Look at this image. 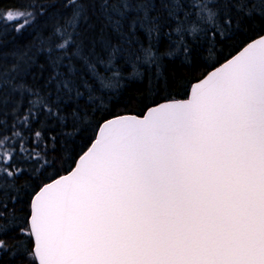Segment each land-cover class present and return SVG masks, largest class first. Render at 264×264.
Instances as JSON below:
<instances>
[{
  "label": "snow or ice",
  "instance_id": "obj_1",
  "mask_svg": "<svg viewBox=\"0 0 264 264\" xmlns=\"http://www.w3.org/2000/svg\"><path fill=\"white\" fill-rule=\"evenodd\" d=\"M128 7L119 0L113 11L122 16ZM168 7L171 15L180 5L168 0ZM197 7L199 23L193 21L190 32L203 31L200 24L220 27L217 10L207 2ZM22 18L17 31L32 22V13L0 16ZM78 20L74 14L56 30L64 53L57 67L67 57L53 87L61 99L80 95L84 77L77 76L74 58L111 86L97 70L104 63L97 54L68 51ZM144 52L153 56L150 48ZM37 104L52 112L36 94L30 116ZM22 177L25 170L0 143V184ZM10 230V222L0 223V233ZM27 231L34 236L28 255L38 264H264V38L199 82L189 100L158 105L143 119L105 122L78 166L33 197ZM5 250L10 246L0 239Z\"/></svg>",
  "mask_w": 264,
  "mask_h": 264
},
{
  "label": "trees",
  "instance_id": "obj_2",
  "mask_svg": "<svg viewBox=\"0 0 264 264\" xmlns=\"http://www.w3.org/2000/svg\"><path fill=\"white\" fill-rule=\"evenodd\" d=\"M118 2L107 0L105 7V0H0V16L8 10L32 13V22L21 31L16 28L23 18L0 19V97L7 98L6 106L0 105V143L25 170V177L0 184V212L7 215L0 223H11L10 231L0 233L10 246L0 252V264H37L28 255L33 246L27 231L31 198L74 166L104 120L141 115L161 101L187 97L193 82L264 34V0H176L180 7L171 9V15L168 0H126L129 7L122 16L113 11ZM200 2L217 10L220 27L200 24L203 31L194 34L188 29L193 21L199 23ZM74 14L79 20L69 30L73 43L68 51L80 47L97 54L104 61L97 70L111 86H102L74 58L77 76L84 77L80 95L61 99L53 87L55 74L66 72L67 57L57 67V57L64 53L56 47L63 39L56 30ZM149 48L153 56L146 58L144 49ZM36 94L51 113L37 104L29 115Z\"/></svg>",
  "mask_w": 264,
  "mask_h": 264
},
{
  "label": "water",
  "instance_id": "obj_3",
  "mask_svg": "<svg viewBox=\"0 0 264 264\" xmlns=\"http://www.w3.org/2000/svg\"><path fill=\"white\" fill-rule=\"evenodd\" d=\"M261 38H264V34L254 38L253 40L249 41L247 44H245L241 49H239L235 54H233L231 57H229L228 59H226L225 61H223L222 63L218 64L217 66L213 67L212 69H210L207 73H205V75H203L200 79H198L197 81L193 82L191 85H190V88H189V91H188V95L187 97L185 98H177V99H168V100H164V101H161L159 103H156L154 105H151L149 106L141 115H137V114H133V113H124V114H119V115H115V116H112L106 120H104L98 127L97 129V132H96V135H95V138L92 140V142L90 143V145L87 147V149L77 158V160L75 161V164L74 166L66 173L64 174H61L57 177H55L54 179L44 183V184H48V183H52L64 176H67L68 174H70L79 164V161H80V158L85 155L93 146V144L95 143V141L99 138V135L103 129V126L105 125V122L107 121H111V120H114V119H117V118H133V119H143L144 117L148 116L150 111L157 107L158 105H162V104H167V103H172V102H183V101H187L191 98V93L194 89V87L201 81H203L209 74L215 72L217 69L221 68L224 64H226L228 61H230L231 59H233L234 57H236L237 55H239L244 48H246L249 44L251 43H254L258 40H260ZM43 184V185H44ZM42 185V186H43ZM41 186V187H42ZM40 187V188H41ZM40 188L35 192V194L32 196L31 198V201H30V215H29V219H28V224H29V220H30V217H31V208H32V204H33V197L36 195L37 192H39ZM31 238H32V242H33V245H34V236L31 235ZM33 248V246H32ZM36 263L38 264V258L34 257Z\"/></svg>",
  "mask_w": 264,
  "mask_h": 264
}]
</instances>
